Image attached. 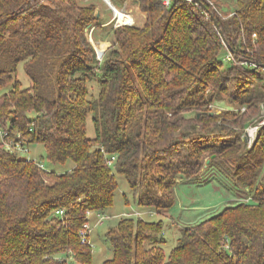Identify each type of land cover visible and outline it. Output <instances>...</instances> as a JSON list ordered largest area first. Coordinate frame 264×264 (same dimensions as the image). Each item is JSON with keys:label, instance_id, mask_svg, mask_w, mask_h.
Instances as JSON below:
<instances>
[{"label": "trees", "instance_id": "16d2710c", "mask_svg": "<svg viewBox=\"0 0 264 264\" xmlns=\"http://www.w3.org/2000/svg\"><path fill=\"white\" fill-rule=\"evenodd\" d=\"M138 1L145 25L113 30L99 60L85 33L100 20L92 5L0 0V88L12 86L0 95V264H66V255L93 264L80 231L90 212L113 204L116 173L140 205L158 212L175 205L180 174L196 185L216 176L230 194L251 196L185 228L169 254L162 220L124 218L107 234L113 257L103 264H264V128L244 165L237 156L221 161L242 132L202 109L225 94L245 108L233 119L241 128L264 109V0H236L228 19L207 0ZM227 49L245 63H225ZM20 63L27 88L17 79ZM94 81L99 92L89 98ZM192 109L201 116L182 114ZM215 132L235 137L201 140ZM17 133L25 145L43 144L49 162L73 161L72 169L51 171L10 151L3 140ZM205 154L216 157L207 163Z\"/></svg>", "mask_w": 264, "mask_h": 264}, {"label": "rangeland", "instance_id": "374dc122", "mask_svg": "<svg viewBox=\"0 0 264 264\" xmlns=\"http://www.w3.org/2000/svg\"><path fill=\"white\" fill-rule=\"evenodd\" d=\"M207 2L223 19L233 17L237 10L236 0H207ZM78 3L81 6L92 5L94 7V15L100 19L99 22H93L91 26L85 29L88 40L94 47L99 60L103 59L104 54L112 46L114 40L113 30L119 26L143 27L147 21V14L141 10L138 0H116V3H118L116 5V11L117 9L122 10V12L127 13L132 18L130 23L125 24H120L118 22L116 19V13L105 0H78ZM221 55L225 63L233 62L234 65L245 63L244 60L241 62L237 60L234 61L232 53H230L228 49L227 52H223ZM17 79L21 82L23 88H27L31 85V81L26 75L23 63L18 65ZM11 87L12 86L8 85L4 88H0V95L8 92ZM210 90L211 89H207L205 92L207 97L210 96ZM98 92V83L96 81L90 83L89 98L97 97ZM216 99L217 100L208 104L207 107H202V109L209 114L223 115V119L217 123L218 125L225 126L228 129H231V131L238 130L242 132L241 143H236L239 148L234 150L231 149L232 155L229 151L221 155V161H226L229 158L234 160L238 157L240 158V165H244L248 161V152H255L258 148L256 145L260 136L259 133L264 128V109H262L258 115L251 118L252 120H250L244 128L243 126L241 128L240 123L235 122L233 119L237 116H241V113L245 112V108L230 101L225 94L219 99ZM182 114L190 118L201 116L200 111L195 109L188 112L183 111ZM203 123L202 127L206 124L209 125L207 130L218 131L215 122L207 123L204 121ZM201 131V128H198L199 133H204ZM223 132L230 131L224 129ZM223 132H215L201 140L204 141L209 138L219 143L223 138H226L225 140L229 141L231 139L233 140V137H235V134L231 137H222L220 135L224 134ZM87 134L89 137L95 136L94 125L90 117L87 121ZM22 136V134L17 133V137H11L6 141L3 140V145L10 151L19 154L21 157L36 162L39 161L43 167L48 170L61 173L72 169L74 163L71 160H68L65 164H54L49 162L46 159V150L43 144H26L28 149L27 152L16 150L17 143H21L23 140L26 141ZM2 139L3 137L0 132V141H2ZM243 156L245 158L242 159ZM215 157L216 155L205 154L203 160L208 163ZM235 166L236 165H228L226 167L232 172L234 170L236 171ZM116 179L118 182V188L115 192L113 204L104 210L103 213L98 211L92 212L88 218L90 226L89 239L93 252V264H103L106 260L113 257V248L108 240L107 234L110 229L116 228L120 220L124 218H129L135 223L140 219L148 222H158L162 220L164 225L163 237L165 238V243L162 244V246L166 254H169L177 244L178 239L182 236L185 228L209 219L220 213L225 207L235 205L239 200L247 201L251 196L247 189L234 190L236 196L230 194L228 192L229 190L227 191L224 189L222 184L223 181H219V178L216 176L211 179L209 184L196 185L180 174L177 176V185L173 191L176 196L175 205L168 211L158 212L154 208L142 206L138 203L137 195H135L134 191L131 189L129 182L124 175L116 173ZM63 257L67 259L66 264H79L67 255Z\"/></svg>", "mask_w": 264, "mask_h": 264}, {"label": "built area", "instance_id": "2783aa9c", "mask_svg": "<svg viewBox=\"0 0 264 264\" xmlns=\"http://www.w3.org/2000/svg\"><path fill=\"white\" fill-rule=\"evenodd\" d=\"M187 1L192 2L193 0H187ZM170 3H171V0H165V4L167 6H169ZM16 150L21 151V152H27L28 151L26 145L22 144V142L16 144ZM112 160H114V158ZM111 163H112V161L110 160L109 164H111ZM57 213L62 214L63 211H58ZM89 237H90V226H89V223L87 222L84 224L83 228L80 231L81 242L82 243H90Z\"/></svg>", "mask_w": 264, "mask_h": 264}, {"label": "bare ground", "instance_id": "6f19581e", "mask_svg": "<svg viewBox=\"0 0 264 264\" xmlns=\"http://www.w3.org/2000/svg\"><path fill=\"white\" fill-rule=\"evenodd\" d=\"M114 12L116 13V19L120 24L130 23L132 21V18L127 13L122 12V10L117 9L116 11L115 8Z\"/></svg>", "mask_w": 264, "mask_h": 264}, {"label": "water", "instance_id": "95a60500", "mask_svg": "<svg viewBox=\"0 0 264 264\" xmlns=\"http://www.w3.org/2000/svg\"><path fill=\"white\" fill-rule=\"evenodd\" d=\"M195 1H197V0H195ZM106 2L110 5V7H111L113 10H115V6L112 4V2H111L110 0H107ZM214 22H215V26H217V22H216V20H214Z\"/></svg>", "mask_w": 264, "mask_h": 264}, {"label": "crops", "instance_id": "0c3cea01", "mask_svg": "<svg viewBox=\"0 0 264 264\" xmlns=\"http://www.w3.org/2000/svg\"><path fill=\"white\" fill-rule=\"evenodd\" d=\"M110 1H111V0H110ZM111 2H112V1H111ZM112 4H113V2H112ZM113 5H114V4H113ZM114 6H115V5H114ZM115 8H116V6H115ZM93 212H94V211H93ZM91 213H92V212L89 213L88 218H89V216H90Z\"/></svg>", "mask_w": 264, "mask_h": 264}]
</instances>
